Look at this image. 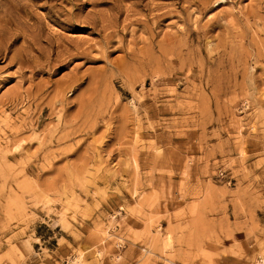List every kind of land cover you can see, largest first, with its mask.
<instances>
[{"label": "rangeland", "instance_id": "374dc122", "mask_svg": "<svg viewBox=\"0 0 264 264\" xmlns=\"http://www.w3.org/2000/svg\"><path fill=\"white\" fill-rule=\"evenodd\" d=\"M0 264H264V0H0Z\"/></svg>", "mask_w": 264, "mask_h": 264}, {"label": "bare ground", "instance_id": "6f19581e", "mask_svg": "<svg viewBox=\"0 0 264 264\" xmlns=\"http://www.w3.org/2000/svg\"><path fill=\"white\" fill-rule=\"evenodd\" d=\"M221 2L223 1V0H220Z\"/></svg>", "mask_w": 264, "mask_h": 264}, {"label": "built area", "instance_id": "2783aa9c", "mask_svg": "<svg viewBox=\"0 0 264 264\" xmlns=\"http://www.w3.org/2000/svg\"><path fill=\"white\" fill-rule=\"evenodd\" d=\"M67 262V261H66Z\"/></svg>", "mask_w": 264, "mask_h": 264}]
</instances>
